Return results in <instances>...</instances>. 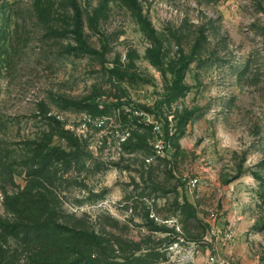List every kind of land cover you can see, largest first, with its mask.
<instances>
[{
    "label": "rangeland",
    "instance_id": "rangeland-1",
    "mask_svg": "<svg viewBox=\"0 0 264 264\" xmlns=\"http://www.w3.org/2000/svg\"><path fill=\"white\" fill-rule=\"evenodd\" d=\"M69 6L0 0V222L27 185L63 253L65 226L121 264H264V0H110L91 55ZM38 144L81 161L33 165ZM22 240L0 228V264H34Z\"/></svg>",
    "mask_w": 264,
    "mask_h": 264
},
{
    "label": "trees",
    "instance_id": "trees-1",
    "mask_svg": "<svg viewBox=\"0 0 264 264\" xmlns=\"http://www.w3.org/2000/svg\"><path fill=\"white\" fill-rule=\"evenodd\" d=\"M64 4L70 5L67 12H72L74 15V28L70 31L74 34L77 45L74 50L83 54H95L98 50L87 43L83 30L85 21L88 22L89 26L93 29L96 28L102 12L108 6L110 0H101L99 5L92 10L85 7L82 8L78 0H60ZM128 6L137 7L138 0H123ZM67 16V15H66ZM57 32V31H54ZM61 106L64 108H73L79 110H87L88 106L78 100H73L69 98L61 99ZM89 110V109H88ZM36 153L32 158H28L30 162L34 165L43 164L44 169L52 167L54 162H64L67 166H73V164H78L81 159L79 155L75 152H66L56 146H49L47 144H38ZM76 143H72V147H77ZM34 157V158H33ZM38 160H37V159ZM42 165V166H43ZM31 174V173H30ZM16 197L14 200V207L12 202L10 207L8 206L7 211L13 212V217L8 218L9 221L5 223L0 222V228L4 230H9L13 234L22 235V243L26 246H34L35 250L33 254L28 256L34 264H46L47 260L50 258H57V256L65 255L66 252L77 255L74 260L69 259V257H64V264H121L116 263V260H112L109 255V249L107 248L104 241L94 234V232H88L83 230H73L66 228L64 226V253L60 250L61 238L63 232H61L60 224L56 223L53 219V206L50 201H48L44 193L37 195L32 191V186H27L22 191H17L13 193ZM21 205V207H20ZM20 207V208H19ZM16 217V218H15ZM20 217V218H19ZM15 218V219H14ZM19 218V219H18ZM22 218L24 220H22ZM44 218L43 227L40 226L39 230H33L31 223L35 219ZM39 219V220H40ZM26 220V221H25ZM60 233V234H59ZM99 240H94L98 239ZM51 248L49 252L48 249ZM150 252V251H148ZM111 259V260H110ZM137 260H145L143 257H139ZM49 262V261H48Z\"/></svg>",
    "mask_w": 264,
    "mask_h": 264
},
{
    "label": "built area",
    "instance_id": "built-area-1",
    "mask_svg": "<svg viewBox=\"0 0 264 264\" xmlns=\"http://www.w3.org/2000/svg\"><path fill=\"white\" fill-rule=\"evenodd\" d=\"M197 182H198V179L197 178H191L188 182H187V184H188V186L190 185V186H195L196 184H197Z\"/></svg>",
    "mask_w": 264,
    "mask_h": 264
}]
</instances>
